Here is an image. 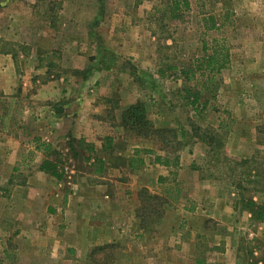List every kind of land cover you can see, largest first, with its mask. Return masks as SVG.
Returning a JSON list of instances; mask_svg holds the SVG:
<instances>
[{
	"label": "rangeland",
	"instance_id": "374dc122",
	"mask_svg": "<svg viewBox=\"0 0 264 264\" xmlns=\"http://www.w3.org/2000/svg\"><path fill=\"white\" fill-rule=\"evenodd\" d=\"M27 19L38 25L37 46L17 43L15 28L3 30ZM0 27V54H16L14 89L0 90L1 154L11 149L7 140L21 143L33 161L55 151L64 180L73 168L85 170V149L70 138L43 153L57 106L82 96L85 108L113 121L120 102H138L147 126L172 129L176 140L163 146L124 129L129 140L151 141L169 156L195 148L199 177L240 209L254 196L262 205L254 211L264 217V0H0ZM174 146L181 149L173 153ZM167 205L155 209L163 213ZM154 211L139 210L144 226L156 221ZM16 248L0 242V264H36ZM118 251L121 264L134 260L126 255L136 249L126 243L94 251L87 262L115 264Z\"/></svg>",
	"mask_w": 264,
	"mask_h": 264
},
{
	"label": "crops",
	"instance_id": "0c3cea01",
	"mask_svg": "<svg viewBox=\"0 0 264 264\" xmlns=\"http://www.w3.org/2000/svg\"><path fill=\"white\" fill-rule=\"evenodd\" d=\"M23 14L29 17L30 12ZM31 22L9 21L3 30L15 28L17 43L37 46L40 33ZM1 60L5 67L0 64V90L8 95L15 86L13 60L10 54H0ZM82 100L58 105L52 116L55 134L41 140L52 150L61 139L81 140V149L90 146V158H79L85 170L73 168L64 180H57L39 169L46 155L33 161L34 156L21 151V143L7 140L11 151L0 153L5 168L0 242H13L20 258L36 264H88L94 249L126 243L136 249L126 255L134 259L129 264H264L263 214L258 220L228 201L213 181L201 179L193 166L195 148H185L174 159L151 141L129 140L120 116L132 102H120L112 121L111 116L95 115ZM143 190L168 204L152 225L144 226L138 216L145 206L138 196ZM247 198L254 210L262 206L254 196ZM121 257L118 251L115 264H121Z\"/></svg>",
	"mask_w": 264,
	"mask_h": 264
},
{
	"label": "trees",
	"instance_id": "16d2710c",
	"mask_svg": "<svg viewBox=\"0 0 264 264\" xmlns=\"http://www.w3.org/2000/svg\"><path fill=\"white\" fill-rule=\"evenodd\" d=\"M174 6L175 7L173 9V12L178 10V3H176ZM183 6L185 8L187 6V3L185 1L183 3ZM212 28H215V27L213 26ZM2 54H10L11 58L13 60L16 59V54H14V53H10V52H4L3 53L2 52ZM207 60H208L209 64L211 65L213 62L212 57H209ZM203 61H205V59H203ZM210 65H208V66H210ZM222 66L223 65L218 66V69L222 68ZM107 68H109V67H107ZM196 101H197V98L195 95L193 97V100L190 103L194 104ZM120 124H121L123 129L130 130V131H133L134 133H136V136H138L139 138L152 139L154 141L156 140V142L159 139L163 146L168 145V144L174 145V141L176 140L175 139L176 138L175 131L172 129L154 128L151 125L147 126L145 114L143 113V105L141 103H138V102L133 104V105H130L129 107L126 108V110L124 112H122V114L120 116ZM73 141L74 140H71V143ZM76 143L78 144L77 145L78 148H82L83 144L81 143V140L76 141ZM41 144H42V147L44 149L43 153L49 154L50 151L52 150L50 145H47L45 143H41ZM176 144L180 145L178 143H176ZM180 149H181V147L177 148L174 146L170 151L174 153V152H178ZM91 153H92V148L90 146H85V154L87 155V158H85V160H88L90 158ZM134 153L137 154L138 151H136ZM144 153H147V151H144ZM51 155H53L52 158H50ZM51 155L49 154V156H47L46 159L42 161L39 169H40V171H42L46 174H49L51 177L59 180L61 178V173H60L61 168L59 167V164L61 163V161H60L59 157H61V156L59 155V153H56L55 151ZM176 158H177V156H174V159H176ZM155 161L160 162V159L158 156L155 157ZM165 163H166V161L164 162V164ZM129 166H132V163H130ZM139 199L141 200V203H143V205H146V208H148V211H154L155 210L154 212L156 215L155 214L154 215L157 217V218H155V220L156 221L159 220L160 215L162 213H159V211L156 210L155 208H158L159 206H163V205L165 206V202L162 199H160L159 197L149 195V193H147V191H145V190L140 191ZM252 207H254V203L247 201L248 211L254 213L256 215V218L258 220H261V212H255ZM153 222H155V221H153ZM141 225H142V223H141ZM112 247H113L112 245H106L104 247H99V248L94 249L93 252L94 251L100 252L106 248H112ZM108 257H109V255L106 256L105 258H108Z\"/></svg>",
	"mask_w": 264,
	"mask_h": 264
}]
</instances>
